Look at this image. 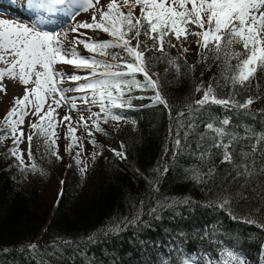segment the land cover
Listing matches in <instances>:
<instances>
[{"label":"snow or ice","instance_id":"snow-or-ice-1","mask_svg":"<svg viewBox=\"0 0 264 264\" xmlns=\"http://www.w3.org/2000/svg\"><path fill=\"white\" fill-rule=\"evenodd\" d=\"M129 3L130 0H124L125 5ZM135 6L140 8L139 16L132 11H122L117 0H109L106 6L101 5V0H28L26 7L34 18L27 22L0 18V91L5 90V78L18 80L25 86L23 96L13 97L12 107L0 120V142L6 137L12 139L9 153L23 167V154L18 145L25 136V127L30 130L27 134L29 160L33 159L34 138L41 137L51 154L61 159L55 151L54 130L59 116L57 110L66 105L70 112L60 117L59 122H67L68 152L77 145L83 150L80 137L76 136L77 127H83L89 136H92V129L107 135L101 123L111 120L117 122L118 128L119 122L131 121L127 113L138 110L133 105L134 100L149 99L151 104L141 107L163 105L171 115L172 108L162 95L159 76L154 72L150 74L149 70L153 61L166 62L168 67L164 72L174 70L179 76L182 66H187L186 60L171 56L169 50L178 44H192L191 37H195L201 57L198 63L216 64L219 79L213 78L207 85L203 81L196 85V93H202L200 98L186 105V111L176 114L173 156L186 151L203 164L218 157L220 164L229 165V171L235 174L234 183L244 181L243 188L254 178L264 179V130L257 132L251 123L234 124L233 117L228 114L234 112L250 117L256 123L264 121V109L252 108L256 101L264 100L258 83L264 78V0H135ZM89 11L91 22H75L80 13ZM53 16L62 19L54 22ZM65 23L70 24L73 33H79L80 29L99 30L110 39L73 38L69 41L68 31L55 30ZM142 35L144 39H140ZM78 44H82L89 55H82ZM187 51L184 48V52ZM65 66L87 70V74L68 73ZM187 67L191 70L195 66ZM138 75L142 79H138ZM154 76L157 79H153ZM66 80L77 83L75 87H64ZM254 81H257L255 94L243 102L238 100L240 89L251 92ZM222 87L231 89L227 97L218 94ZM149 90L154 92L151 97L132 95ZM93 106L98 107V111H92ZM214 106L224 110L223 118L214 113ZM77 112L88 115L80 114L74 121L72 113ZM30 113L36 117L35 122L26 121ZM88 142L96 143L95 139ZM116 155L123 157L121 152ZM79 157L80 151L73 157L77 164L81 163ZM31 170H37L35 162ZM168 170L164 169L165 174ZM216 171L215 164L208 167L207 173L201 172L197 165L185 169L190 173L189 178L198 184H206L205 176L212 177ZM235 196L247 199L242 193ZM232 199V195H224L218 206L228 207ZM178 203L192 202L190 198L172 199L171 203H161L159 207ZM156 212L157 208H153L150 214ZM138 220L139 217L132 222ZM119 230L117 226L111 231ZM214 235L204 233L205 237ZM88 240L93 242L91 237ZM213 243L217 245L218 258L208 249L202 253H186L175 247L179 260L162 259L161 264H246L238 238L235 241L214 240ZM29 247L35 249L36 245Z\"/></svg>","mask_w":264,"mask_h":264},{"label":"trees","instance_id":"trees-1","mask_svg":"<svg viewBox=\"0 0 264 264\" xmlns=\"http://www.w3.org/2000/svg\"><path fill=\"white\" fill-rule=\"evenodd\" d=\"M134 3L130 0L125 5L122 0L121 10L139 16L140 8L133 7ZM88 30L93 40L110 39L99 30ZM191 39L192 44H178L169 53L184 57L187 66L194 68L182 66L177 76L174 70L164 72L166 62L153 61L149 70L159 76L171 115L163 105L141 107L150 105L149 99L134 100L138 110L127 115L135 123L121 121L117 128V122L110 120L104 129L107 135L102 133L105 141L95 143L83 175L75 173L65 155L64 159L52 155L42 137L34 138L31 162L36 163L39 173L56 177L58 185L53 194H45L27 180L9 153L12 141L7 144L5 138L0 142V264H161L162 259L179 260L175 247L186 253L208 249L218 258L213 241L237 238L246 264H264V179L254 178L243 188L244 181L234 183L235 174L229 171V165L220 164L218 157L203 164L186 151L173 156L176 114L200 98L202 93H196V85L219 79L216 64L198 63L201 57L197 38ZM256 83L251 92L240 89L237 99L243 102L255 94ZM258 83L264 95V78ZM230 90L222 87L218 94L227 97ZM132 95L151 97L154 92ZM252 108L264 109V100L256 101ZM214 113L221 118L225 114L220 106H214ZM228 114L234 124L251 123L257 132L264 130V121L256 123L250 117ZM116 152L123 153V157ZM212 164L217 171L212 177L205 176L206 184L196 183L185 172L197 165L207 173ZM165 168L169 169L166 174ZM236 193L247 199L237 198ZM224 195H232L233 199L228 207L221 208L218 204ZM185 198L192 203L159 207L172 199ZM153 208L157 212L150 214ZM137 217L139 220L133 223ZM117 226L119 232L111 231ZM205 232L215 235L205 237ZM33 244L35 249L29 247Z\"/></svg>","mask_w":264,"mask_h":264},{"label":"rangeland","instance_id":"rangeland-1","mask_svg":"<svg viewBox=\"0 0 264 264\" xmlns=\"http://www.w3.org/2000/svg\"><path fill=\"white\" fill-rule=\"evenodd\" d=\"M0 1V18L8 19V20H14L17 22H27L30 19L34 18V15L31 17H27L24 15L23 10V3L25 0H11L9 2ZM22 1V2H21ZM109 0H101V5L106 6ZM122 0H117V3L120 4ZM27 4V2L25 3ZM62 19L61 17H51V20L54 22H59V20ZM91 22V11L88 13H80L77 17L75 22ZM49 27H53L52 25H49ZM58 31H68V40L71 41L73 38H78L82 40H87L89 38V30L85 29L83 32V35H80L82 33V29L79 30V33H73L70 31V24L65 23L62 28L55 29ZM78 50L81 52L82 55H89L87 50L83 48L82 44L77 45ZM65 70L68 73H71L73 71H76L78 75H85L87 74V70H76L72 66H65ZM5 90L0 91V120L3 119L6 112L12 107L13 105V97H22L24 94L25 86L20 84L18 80H12L5 78L3 81ZM77 82H70L65 81L63 86L64 87H75ZM68 95H80V93H69ZM78 106L80 105V101H77ZM82 107V106H81ZM59 113V116L57 117V124L55 128V139H56V145L55 151L58 153L59 157L61 159L66 156V161L68 163H71L73 170H75L76 174H84L88 164L91 161L90 157L92 155V151L94 148V145L91 146V143L88 141L91 139H95L96 143L98 141H105V138L103 137L101 132H96L94 129H92V136H89L87 131L83 127H77L76 130V136L80 137L79 143L83 144V150L81 151L79 146H74L71 152L66 151V147L69 143V139L66 137L65 133L67 132V122L60 123V117H62L65 113L70 112L69 106H64L62 109L57 110ZM92 111H98V107L93 106ZM80 114H84L85 116L88 115L87 112L83 113H72L74 117V121L76 117H78ZM31 119L32 122L36 121V117L31 116V113L29 114V117H26V121ZM75 126V124H74ZM89 127L91 128V125L89 124ZM101 127L104 129L107 127V124L101 123ZM25 136L21 140V142L18 145L19 151L23 154L24 159V166L21 167L19 165V162L16 160L15 157L12 156V160L15 161L18 168L23 171L28 181L32 182L35 186H37L41 191H44L45 194H53L57 190V180L56 177L50 178L45 173H39L37 170L33 171L31 170L32 162L29 160L28 157V140H27V134L30 131L27 127H25ZM6 143L12 141L10 137H6ZM80 151V161L81 163L77 164L73 157L76 155V153ZM65 155V156H64ZM64 159V158H63ZM81 168H84L85 170L81 172Z\"/></svg>","mask_w":264,"mask_h":264},{"label":"bare ground","instance_id":"bare-ground-1","mask_svg":"<svg viewBox=\"0 0 264 264\" xmlns=\"http://www.w3.org/2000/svg\"><path fill=\"white\" fill-rule=\"evenodd\" d=\"M1 1V0H0Z\"/></svg>","mask_w":264,"mask_h":264}]
</instances>
